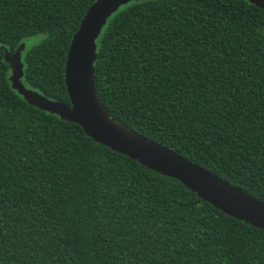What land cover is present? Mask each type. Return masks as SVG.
Listing matches in <instances>:
<instances>
[{"label":"trees","instance_id":"trees-1","mask_svg":"<svg viewBox=\"0 0 264 264\" xmlns=\"http://www.w3.org/2000/svg\"><path fill=\"white\" fill-rule=\"evenodd\" d=\"M95 1L0 0V47L26 43L25 85L70 102L68 49ZM97 45L116 120L264 201V10L140 0ZM11 74L0 51V264H264V229L30 105Z\"/></svg>","mask_w":264,"mask_h":264},{"label":"water","instance_id":"water-1","mask_svg":"<svg viewBox=\"0 0 264 264\" xmlns=\"http://www.w3.org/2000/svg\"><path fill=\"white\" fill-rule=\"evenodd\" d=\"M140 0H96L73 36L66 60L65 82L70 102L50 99L23 82L25 44L13 53L0 47L12 70L10 80L30 105L79 124L96 142L122 153L162 175L176 178L223 213L264 229V201L221 179L173 149L116 120L101 101L95 86L97 40L109 19L123 6ZM264 10V0H246Z\"/></svg>","mask_w":264,"mask_h":264},{"label":"rangeland","instance_id":"rangeland-1","mask_svg":"<svg viewBox=\"0 0 264 264\" xmlns=\"http://www.w3.org/2000/svg\"><path fill=\"white\" fill-rule=\"evenodd\" d=\"M42 39H43L42 36H37V37H34V38L30 39L29 43L31 45H35V44L39 43Z\"/></svg>","mask_w":264,"mask_h":264}]
</instances>
